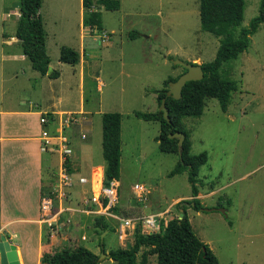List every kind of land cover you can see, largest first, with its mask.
Returning a JSON list of instances; mask_svg holds the SVG:
<instances>
[{
    "label": "rangeland",
    "instance_id": "rangeland-1",
    "mask_svg": "<svg viewBox=\"0 0 264 264\" xmlns=\"http://www.w3.org/2000/svg\"><path fill=\"white\" fill-rule=\"evenodd\" d=\"M259 2L244 0V17L238 29L249 26L258 14ZM121 3L116 11L94 7L93 11H98V29L84 26L81 38V0H42L39 14L47 32L49 66L58 72L56 78H51L34 70L28 58H19L20 42L14 36L19 0H0V134L8 147L14 144L1 157L5 162L2 180L8 195L0 199V235L16 245L21 264H50L38 262L36 256L40 250L37 211L40 197L54 181L58 158L43 154L36 140H19L24 134L34 135L39 130L38 115L22 119L19 111L80 109L81 65L60 61L62 45L77 51L84 49V110L90 123L81 129L89 132V140L81 142L75 138L73 146L80 151V145H89L92 153H80L79 174L88 176L87 162L92 161L96 177L101 178L102 166L98 162L103 159L102 114H122L119 203L117 210L111 212L120 215L119 206L125 208L127 204L137 206L140 215L149 212L145 205L159 210L171 206L168 214L171 219L179 215L175 207L178 201L193 199L187 171L168 176L179 155L159 150L155 140L158 123L138 118L133 112L158 109L153 89L164 87L162 82L172 69L178 71L175 76L183 71L182 66H173L172 59L210 61L215 56L218 38L201 30L199 0H121ZM86 16L91 17L90 13ZM131 31L138 34L132 38ZM102 35L107 38L102 39ZM229 66L238 89L231 93L226 112L220 110L216 99L209 98L200 117H185L183 122L191 130V153L207 154L206 163L198 171L201 204L217 207L221 197L223 207L227 199L231 205L227 218L217 210L196 211L189 206L188 216L192 229L210 246L219 264H264V22L250 36L247 50ZM37 153L43 157L41 167L34 165ZM135 183L149 190L147 200L136 199ZM75 185L78 190L89 189L76 181ZM79 193L76 200L67 203L70 207L80 208L78 198L82 193ZM177 197L182 199L171 204ZM99 218L107 229L98 224ZM119 224L110 215L67 211L61 216L59 227L61 235L70 240L52 251L83 245L99 257L102 234L106 253L113 248L128 247L138 229L128 230L126 239L121 240ZM43 228L48 234L49 230ZM48 242L43 240V244ZM144 249L138 253L137 264ZM52 251L42 248L41 255L53 254ZM98 264L116 262L106 257ZM148 264H156V255L149 256Z\"/></svg>",
    "mask_w": 264,
    "mask_h": 264
},
{
    "label": "trees",
    "instance_id": "trees-1",
    "mask_svg": "<svg viewBox=\"0 0 264 264\" xmlns=\"http://www.w3.org/2000/svg\"><path fill=\"white\" fill-rule=\"evenodd\" d=\"M42 0H19L18 18L15 25L14 36L19 40L21 52L30 60L31 66L40 75H47V69L51 59L47 51V32L38 10ZM84 11L83 25L94 26L98 29V11L94 7L108 11H116L121 8V0H82ZM90 13V18L86 15ZM244 17V0H199V19L202 31L209 32L218 38L219 44L212 60L202 62L203 77L199 80H190L182 88V95L178 99L166 96L168 82L177 79V76H168L160 89H153L157 93V103L165 98L170 121H167L162 111L133 112L134 116L145 121H155L159 125V133L155 140L158 148L164 153H175L179 160L169 171L168 176L187 171V179L190 184L192 200H180L175 204L176 209L183 213L180 217L170 219L167 225L158 232L144 234L136 231L133 243L125 248H113L108 251L110 259L116 264H147L149 255H156V264H219L218 258L210 246L202 241L192 229L187 213L188 206L196 211H205L197 197L198 171L207 161L205 151L191 153V131L186 128L183 118L200 117L203 113L206 101L214 98L218 101L220 110L226 112L231 93L238 89V83L231 77L229 63L238 58L239 54L246 51L250 44V36L255 33L261 23L264 22V0L259 2L258 14L254 16L248 27L240 26ZM96 23V24H95ZM100 31H103L99 27ZM137 31H131L129 36L134 38ZM59 59L75 65L80 60V54L74 48L62 45ZM179 66V65H173ZM51 78H56L58 72L52 70ZM121 122L122 114L119 112H104L102 114V149L104 159V183L111 179L118 180L120 173L121 156ZM181 131L185 134L182 151L178 153L176 138H170L169 133ZM186 202H194V205H186ZM231 201L226 200V206ZM223 206L219 197L217 207ZM117 210L116 206L113 208ZM214 210V209H213ZM227 218V215L225 216ZM98 224L107 229V224L99 218ZM229 225L231 221L227 220ZM104 244V240H103ZM105 245V244H104ZM53 254L44 252L41 262L50 264H98V255L83 245L72 249L62 248Z\"/></svg>",
    "mask_w": 264,
    "mask_h": 264
},
{
    "label": "built area",
    "instance_id": "built-area-1",
    "mask_svg": "<svg viewBox=\"0 0 264 264\" xmlns=\"http://www.w3.org/2000/svg\"><path fill=\"white\" fill-rule=\"evenodd\" d=\"M102 39H106V35H102ZM57 114L43 113L39 116V135L40 150L44 153L56 154L58 157V166L54 171V181L50 189L45 192L39 200V222L46 227L49 232H44L43 239L49 241L43 244V248L53 250L54 247H59L63 242H69L68 236L61 235L59 227L61 216L67 211L78 210L80 212L94 215H110L120 221L119 224V239H126L128 230L138 231L148 234L158 232L165 227L170 220L168 214L171 212V206L162 212L149 214L145 216H127L122 213L115 214L111 212L119 203L118 186L119 183L115 179H111L108 183H104V178L101 177L99 189L94 190V173L92 175L77 177L79 185L89 184V192H83L79 195L80 208L70 207L67 203L76 200V193L73 192L74 172L71 169L73 156V148L71 137L68 131L74 125H79L87 120V114L83 111L64 112L60 113L59 119L55 121ZM81 120V121H80ZM55 124V128L53 125ZM82 139L86 138V134L81 132ZM135 197L138 201L147 200V190L142 184L135 183L133 186ZM75 193V194H74ZM172 219V218H171ZM82 240L86 236H81ZM64 244V243H63ZM56 249L52 252H55Z\"/></svg>",
    "mask_w": 264,
    "mask_h": 264
},
{
    "label": "crops",
    "instance_id": "crops-1",
    "mask_svg": "<svg viewBox=\"0 0 264 264\" xmlns=\"http://www.w3.org/2000/svg\"><path fill=\"white\" fill-rule=\"evenodd\" d=\"M81 2H82V0H81ZM121 5H122V3H121ZM83 8V7H82ZM93 9H95V8H93ZM38 12H39V10H38ZM81 15L83 16L84 15V11H82V13H81ZM83 20V19H82ZM82 20H81V25H80V30H81V38L84 36V34L82 33V31L84 30V25H82L83 24V22H82ZM83 51V52H82ZM79 52V54H80V60H79V62L78 63H80V65H81V71H80V75H81V83H80V95H81V103H80V106H79V110H77V111H83V112H85L86 114H87V120L86 121H84V122H81L79 125H74L73 126V128L71 129V128H69L68 129V131H69V133H70V137H71V144H72V148H73V156H72V162H71V169H72V171L74 172V175H76L77 177H78V175H83V174H79V172H80V167H79V163H80V160H79V158H80V153L81 152H86V154H88V153H92V152H89V145H80L81 146V150L80 151H76L75 149H74V146H73V141H74V139L75 138H77V139H79L81 142L82 141H86V142H88V140H89V132H87V131H85V130H83V129H81V126L82 125H84V124H88V123H90V117L88 116V113H87V111H85L84 110V95H83V90H84V72H83V66H84V49H82L81 48V50H79L78 51ZM13 57H15V55H13ZM19 58L20 59H24V58H26L25 57V55H23V54H19ZM195 60L194 59H192V60H190V62H192V63H195L194 62ZM202 63V62H201ZM50 65H51V62H50ZM176 72H178L176 69H172V71H171V73L168 75V76H175L174 75V73H176ZM177 74H179V73H177ZM167 76V77H168ZM166 77V78H167ZM165 78V79H166ZM164 79V80H165ZM164 80H163V82H164ZM163 82H162V84H163ZM101 83V82H100ZM162 88V87H161ZM99 89H100V84H99ZM155 89V88H154ZM160 89V88H159ZM152 96H153V98L154 99H156V97H157V94L156 93H152ZM156 105V108L158 107V103H157V101H156V103H155ZM30 105V104H29ZM35 105H37V103H35ZM155 108V109H156ZM74 112V110H57V111H55V110H45V111H40V110H29V108L27 109V110H24V111H19V113H20V115L22 116V119H24V116H26V115H34V116H36V115H38V119H37V123H38V128H39V130H40V125H39V116H40V114H43V113H55V114H57V115H55L56 116V118H55V121H57L58 119H59V116H60V113H64V112ZM0 113H1V111H0ZM121 125H122V122H121ZM55 126V124L53 125V128H55L54 127ZM39 130H38V133H36V134H34V135H31V134H24V136H21L20 138L21 139H19L20 141H25V142H28V141H30V140H36L37 141V143H38V148H39V150H40V143H39V140H38V135H39ZM191 131V130H190ZM81 132H83V133H85L86 134V138L85 139H82L81 138V136H80V133ZM121 134H122V127H121ZM12 146H14V144L12 145ZM12 146L11 147H8L6 144H5V139L3 138V136H2V134H0V199H4L8 194H6V188H5V185L3 184V180H2V174H3V172H4V168H5V162H4V160L1 158V157H3L7 152H8V149L9 150H11V148H12ZM191 147H192V145H191ZM8 148V149H7ZM7 151V152H6ZM41 151V150H40ZM42 152V151H41ZM12 153V152H11ZM43 154H44V152H42ZM53 155H56V154H53ZM102 155H103V149H102ZM31 156H32V152H31ZM34 156V155H33ZM36 159H37V163L36 162H34V165H36V166H39V167H41V164H42V162H44L43 161V157H42V154H40V153H37L36 155ZM103 157V156H102ZM58 158V157H57ZM2 159V160H1ZM76 162V163H75ZM87 163H89V165H87V170L89 171V175H88V177L90 176V175H92V173H94V169H95V164L91 161V162H87ZM51 165V164H50ZM98 165H101L102 166V175L101 174H99V175H101V177H103L104 178V167H105V164H104V159H102V161L101 162H98ZM36 166H35V168H36ZM99 168V167H98ZM74 175H73V180H74V186H73V188H74V190H73V192H80V193H83V192H89V190H90V186H89V184H87L88 186H89V189H86L85 190V188L84 189H81V190H78V189H76L75 187H76V185H75V181L77 182V178L76 179H74ZM94 175L96 176V175H98V174H96V173H94ZM83 176H87V175H83ZM116 180V179H115ZM117 182H118V180H116ZM119 183V182H118ZM77 184H78V182H77ZM80 186H82V185H80ZM84 186H86V185H84ZM98 189H99V187H98ZM82 191V192H81ZM211 192H213V191H210V193ZM79 193V194H80ZM75 194V193H74ZM201 197L202 196V194L200 193V192H198V195H197V197ZM180 199H182L181 197H177V198H174L173 200H172V202H171V204L173 203V202H175L176 200H180ZM40 200V199H39ZM231 205V204H230ZM229 205V206H230ZM229 206H226V208L228 209L229 208ZM137 207V206H136ZM133 204L132 205H130V204H127V205H125V208H120V206H119V213H122L123 215H127V216H145V215H149V214H154V213H158V212H162L163 210H159V209H156V208H154V207H152V206H150V205H145L144 207H148V210H149V212H147L146 214H142V215H140L139 214V212H138V208H136ZM170 207V206H169ZM168 208V207H167ZM166 208V209H167ZM132 209H134V210H132ZM165 210V209H164ZM132 211L134 212V213H132ZM228 211V210H227ZM37 213L39 214V202H38V211H37ZM187 213H188V210H187ZM37 221H38V223H39V245H40V250L38 251V253H37V258H38V262L40 261V257H41V251H42V248H43V235H44V228H43V226H42V224L39 222V218L37 219ZM65 236V235H64ZM82 236H85V235H82ZM44 249V248H43ZM39 255V256H38ZM149 256H151V255H149ZM149 256H148V262H149ZM24 262H26V261H24ZM148 262H147V264H148ZM27 264V263H26Z\"/></svg>",
    "mask_w": 264,
    "mask_h": 264
},
{
    "label": "water",
    "instance_id": "water-1",
    "mask_svg": "<svg viewBox=\"0 0 264 264\" xmlns=\"http://www.w3.org/2000/svg\"><path fill=\"white\" fill-rule=\"evenodd\" d=\"M172 62L174 65L182 66L185 70L177 77V79L168 82V88L166 89L165 93L166 96L178 99L182 95V88L185 83L190 80L201 79L203 77V70L201 67V63L187 62L179 58L172 59ZM51 72L52 68L49 66L47 69V75H50ZM157 110L162 111L164 118L167 121H170L168 110L165 105V98L161 100V103L159 104ZM168 136L170 138L177 139L178 153L180 154L182 151V144L185 134L181 131H177L169 133ZM186 205H194V202H186ZM213 209L219 211L224 216L227 215V208L223 206L214 208H204L205 211H212ZM182 215L183 213L180 212L179 216L181 217ZM100 247L102 249V253L101 256L98 257V261L102 260L103 258L109 257L108 253L104 251L103 234L100 237ZM0 264H21L16 245L11 243L5 235H0Z\"/></svg>",
    "mask_w": 264,
    "mask_h": 264
},
{
    "label": "bare ground",
    "instance_id": "bare-ground-1",
    "mask_svg": "<svg viewBox=\"0 0 264 264\" xmlns=\"http://www.w3.org/2000/svg\"><path fill=\"white\" fill-rule=\"evenodd\" d=\"M100 181H101V178L98 179L95 175H94V190L96 191L98 189V184L100 186ZM96 185H97V188H96ZM18 251V250H17Z\"/></svg>",
    "mask_w": 264,
    "mask_h": 264
}]
</instances>
